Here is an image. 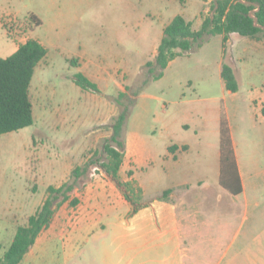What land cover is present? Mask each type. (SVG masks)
I'll return each instance as SVG.
<instances>
[{
  "label": "rangeland",
  "instance_id": "rangeland-1",
  "mask_svg": "<svg viewBox=\"0 0 264 264\" xmlns=\"http://www.w3.org/2000/svg\"><path fill=\"white\" fill-rule=\"evenodd\" d=\"M83 1L0 0L1 58L11 56L18 47L10 37L15 19L17 23H23L27 30H31L28 37L32 35L34 39L52 40L54 46V61L49 72L44 67L38 68L31 86L35 124L0 137L1 243L6 246L10 244L11 236L16 232V216L18 225L25 224L28 217L35 214L48 198L49 187L59 188L67 182L73 183V170L91 163L88 172L76 181L70 200L56 211L53 222L59 224L60 228H57V234L52 236L49 243L43 246L41 264H116L113 251L120 245L116 225L127 206L110 197L106 199V213L95 214L91 223L87 224L83 217L80 220L79 216L87 202L86 193L92 190L96 181L102 185L101 190L118 199L125 197L127 190L141 207L143 200L140 198V187L134 181L129 184L124 182L129 179V172L124 173L123 179L121 177L124 185L121 188L102 168L103 163L108 161L104 145L112 136L114 119L126 108L132 112L139 94L147 97L145 103L150 105L155 114L157 122L154 126L158 128L161 127V121H176L183 108L201 113L205 111L204 118L208 123L213 121L215 112L217 117L223 113L230 132H238L242 144H257L259 139L254 133L246 131L263 126L256 121L253 108L244 100L262 89L264 72L252 73L250 68H244L238 72L242 89L237 96H232L225 88L220 91V84L223 87L224 84L216 71L221 54V43H215L218 37L205 41L201 47L195 46L190 54L183 53L170 68L167 78L161 83H155L152 81L153 75L144 67L153 48L151 40L146 37L123 38L126 34V19L139 20L150 10L147 9L150 2L89 0V6L83 7ZM215 2L211 0L207 5L208 14H202V17H212ZM181 4L185 6L186 0L175 3L170 16L180 14ZM32 15L43 24L36 25ZM57 22L60 25L59 37L55 39L54 25ZM227 48L224 53L229 62ZM85 49L90 50L94 58L103 57L104 53L112 54L110 58H115V67L125 68L127 73L111 72L115 81L110 85L104 79L99 81V93L83 90L74 81V76L83 70L68 64L63 54L73 56ZM79 61L81 63V59ZM256 63H250L252 69L258 67ZM190 75L194 76L193 79L199 85L189 86L187 80ZM145 81L149 83L146 85ZM253 84H256L255 89L251 87ZM176 122L178 127L179 121ZM186 135L194 138L193 130ZM203 142L208 144V150H212L210 146L213 144L216 153L220 137L217 134L208 135L203 138ZM207 160L209 166L205 168L206 176L201 178L205 184L203 186L207 187L204 191L214 196H208L199 215L191 219L196 246L191 247L189 264H218V257L227 252V248H219L215 240L224 244L232 239L231 227L224 231L225 235L217 233L230 216L225 211L216 212L225 205L226 200L222 202L216 196L221 191L216 178L219 162L214 155H210ZM261 169H264V163L252 165L248 170L256 173ZM166 185V182L158 178L155 186L163 188ZM194 186L197 189V185ZM182 191L178 189L177 193L181 194ZM156 192V188L149 190L148 198H152ZM168 196L161 198L167 199ZM73 201H77V204L72 205ZM238 204L240 212L234 216V224L246 229L245 212L241 211L245 204L243 198L238 200ZM78 221L79 224L74 225ZM64 228L66 231L63 233L61 229ZM228 261L229 258L223 264ZM239 264L246 263L240 261Z\"/></svg>",
  "mask_w": 264,
  "mask_h": 264
},
{
  "label": "crops",
  "instance_id": "crops-1",
  "mask_svg": "<svg viewBox=\"0 0 264 264\" xmlns=\"http://www.w3.org/2000/svg\"><path fill=\"white\" fill-rule=\"evenodd\" d=\"M140 1L143 2V0ZM147 1L150 2V7L147 6V9L150 10L144 13L139 20L126 19L124 22L126 34L123 37L126 40L143 39V37L151 40L150 43L153 44V48H151L150 58L145 65L149 61L155 60L164 36V30L177 15H182L193 24V29L198 31L205 20V17L201 15L208 14L207 5L211 2V0H186L185 6L180 5V14L170 16L173 6L179 0ZM89 3V0H84L82 6H89ZM54 4L56 3L54 2ZM40 23L41 26L43 22L40 20ZM59 26L58 22L54 25L55 39L57 36L59 37ZM215 37L219 38L215 43H221L219 68L216 71L223 80V64H228L234 70L239 84L238 92L232 93L226 89L223 80L224 87L220 84V91L225 88L226 92L232 96H237L242 89L238 80L239 71L248 67L252 70V73L264 72V35L252 39L239 36L236 33L230 34L227 46V50L229 49V62H227L223 48L224 35L209 36L206 41ZM29 39L34 38L30 35ZM35 40H38L48 50L46 58L39 64L36 71L38 68L44 67L49 72L54 61L52 56L53 41L36 38ZM15 43L18 47L13 53L25 42ZM190 53L191 51L185 54ZM63 55L66 57L68 64H70L68 60L73 57L78 59V64L74 67L82 69L83 72L81 73L93 83H96L99 91H101L99 81L104 79L108 82L107 85L115 81V77L111 75V72L127 73L125 68L115 67V58H110L113 56L112 54L104 53L103 57L94 58L91 51L85 49L73 56ZM182 55L169 63L161 79L152 81L155 83L163 82L167 78L170 68ZM79 59H81V63ZM252 61L257 62L258 67L252 69L250 65ZM203 68V71H205V66ZM107 73H109L108 77H106ZM193 77V75H190L187 80L189 86L199 85ZM118 87L120 86L118 85ZM251 87L255 89L256 84L251 85ZM146 98L145 94L137 96V102L127 120L124 129L126 147L124 163L119 174L120 179L121 177L123 179L124 173L132 172V176L124 182L134 181L142 191L141 201L145 200V202L142 201L140 203L141 207L135 211L134 205L126 197L123 196L118 199L116 196H112V194L101 190L102 185L96 181L92 185V190L86 193L87 202L79 216L80 220L83 217L88 224L91 223L95 214L106 213V199L114 197L127 206L126 211L121 214L116 225L120 243L113 251L116 264H189L191 247L196 246L192 234V228L194 227L190 225L191 219L194 218V215H199V211L208 198L214 196V194L204 191L207 187L203 186L205 184L201 178L203 175L206 176L205 168L209 166L207 159L210 155H214L219 162V172H216V178L218 177L217 184L221 188L216 196L218 195L222 202L226 200L225 205L217 209L216 212L219 210L225 211L227 216H230L229 220L223 222L224 225L217 230V233L219 235L222 233L221 236L225 235L226 232L224 231L231 227L232 234V239L228 243L223 244V242L219 243L217 239L215 240L216 244L220 245L219 248L223 246L227 248V252L218 257V264H223L227 258H229L227 264H239L240 261H245L246 264H264V169L256 173L248 170L252 165L264 163V115L262 114L264 83L261 90L257 93L253 92L244 100L251 109L253 108L256 121L263 125L259 129L246 131L254 133V136L259 139L257 144H242L238 138V132L231 130L242 184V192L238 195L230 193L220 184V142L217 145L216 153H214L215 147L213 144L210 146L212 150H208V144L203 142L204 137L215 134L220 137L221 141L222 116L217 117L215 112L213 121L208 123L204 118L205 111L201 113L200 111L183 108L176 120L179 121L178 127L175 125L177 123L175 120L169 119L161 121V127L158 128L156 125L154 126V123L157 122L156 116L151 111L150 105L145 103ZM151 98H155V96H151ZM202 114L203 116H201ZM192 130L194 138L186 135ZM213 163L215 166V161ZM158 178L166 182L167 185L163 188H157L155 185H157ZM194 185H197V189ZM153 188H156L157 192L152 198H148L150 195L149 190ZM178 189H183L181 194L177 193ZM168 190L172 191L168 198H161L164 192ZM240 198H243L245 203L244 210L241 211L245 212L246 229L243 228L244 226L236 227L234 224V216L240 212L238 204ZM17 218L16 216V223H14L16 224V232L11 236L10 244L6 246L0 241V260L14 241L19 226ZM53 219L50 227L41 232L21 264H41L43 246L49 243L52 236L57 234V228H60V225L54 223ZM79 222L74 225L79 224ZM233 229H235L234 233ZM65 231V228L61 229V232L64 233ZM196 235L201 237L197 233ZM229 253L230 256L228 257Z\"/></svg>",
  "mask_w": 264,
  "mask_h": 264
},
{
  "label": "trees",
  "instance_id": "trees-1",
  "mask_svg": "<svg viewBox=\"0 0 264 264\" xmlns=\"http://www.w3.org/2000/svg\"><path fill=\"white\" fill-rule=\"evenodd\" d=\"M246 1L258 5L259 8L247 5L240 0H216L212 17L206 18L198 31H195L193 24L182 15H177L164 30L155 60L145 65L149 73L153 75V80L161 79L171 61L183 53L192 51L195 46L201 47L209 36L224 35L223 48L225 51L230 34L236 33L252 39L264 35V31L255 27L254 20L249 16L251 11H256L258 24L264 26V0ZM31 18L36 25L40 26V20L33 15ZM47 54L48 50L38 40L29 39L11 56L0 57V136L18 132L35 124L30 88L36 68ZM68 62L71 66H76L78 59H70ZM222 78L228 91L238 92L239 84L235 72L226 63L223 64ZM74 81L85 91L99 93L98 85L82 73L75 75ZM148 83L145 81L146 85ZM130 114L131 110L126 108L114 119L112 136L104 145L108 161L103 163L102 168L121 188L124 185L119 174L124 163L126 148L124 129ZM262 114L264 115V106ZM220 133V184L230 193L238 195L242 192V184L225 115H222ZM90 166L91 163L76 167L72 172L73 183L67 182L59 188L49 187L48 198L44 204L35 214L28 217L25 224L18 226L14 241L0 260V264H21L41 232L50 227L56 211L70 200V193L75 189L76 181L88 172ZM128 176L131 177L132 172H129ZM171 192V190L165 191L163 197ZM124 195L137 211L140 207L130 193L125 190ZM76 204L77 201L72 202V205Z\"/></svg>",
  "mask_w": 264,
  "mask_h": 264
},
{
  "label": "built area",
  "instance_id": "built-area-1",
  "mask_svg": "<svg viewBox=\"0 0 264 264\" xmlns=\"http://www.w3.org/2000/svg\"><path fill=\"white\" fill-rule=\"evenodd\" d=\"M16 20L17 19H15L13 22L14 25L12 26L10 37L14 40V42H17L19 44L23 42L26 43L29 40L28 34L31 30H27V27L23 23H17Z\"/></svg>",
  "mask_w": 264,
  "mask_h": 264
},
{
  "label": "water",
  "instance_id": "water-1",
  "mask_svg": "<svg viewBox=\"0 0 264 264\" xmlns=\"http://www.w3.org/2000/svg\"><path fill=\"white\" fill-rule=\"evenodd\" d=\"M240 1L243 2V3H245V4H247V5H254L255 7H257V9L259 8L258 5L254 4L252 2H249V1H246L245 2L243 0H240ZM255 12L256 11H251L250 14H249V16H250V18H252L254 20L255 27H259V28H261L264 31V26H261V25L258 24V19L255 16Z\"/></svg>",
  "mask_w": 264,
  "mask_h": 264
}]
</instances>
